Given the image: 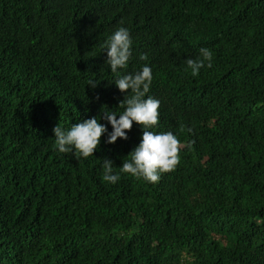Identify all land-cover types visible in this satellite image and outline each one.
<instances>
[{
    "label": "trees",
    "instance_id": "1",
    "mask_svg": "<svg viewBox=\"0 0 264 264\" xmlns=\"http://www.w3.org/2000/svg\"><path fill=\"white\" fill-rule=\"evenodd\" d=\"M120 26L117 71L152 69L150 130L181 143L157 183L120 173L140 124L106 142L103 111L119 119L127 94L104 49ZM200 48L212 67L193 76ZM93 116L94 154L61 153L54 127ZM0 264H264V0H0Z\"/></svg>",
    "mask_w": 264,
    "mask_h": 264
},
{
    "label": "clouds",
    "instance_id": "2",
    "mask_svg": "<svg viewBox=\"0 0 264 264\" xmlns=\"http://www.w3.org/2000/svg\"><path fill=\"white\" fill-rule=\"evenodd\" d=\"M104 49L107 51L106 63L117 75L114 80L115 84L121 92L127 93L119 103V107L124 108L119 113V119L116 118L115 111H103L102 118L112 126V131L108 133L106 142L114 143L118 137L128 139L126 130H131L133 121L140 124L143 129L142 139L128 154L130 159L123 161L120 173H127L136 178H143L150 183H157L162 173L175 170L179 164L181 143L171 131L156 133L150 130L159 122L158 109L160 107L159 100L152 96H146L153 79L152 69L145 65L140 71L134 73L121 75L117 71L127 68L132 57V38L126 27L116 28L105 41ZM139 59L147 60L148 56L141 54ZM211 61L212 52L208 48H200L199 55L195 58H187L185 63L191 69L192 75L196 76L199 70L205 67L206 62L207 67L211 68ZM98 83L94 80L88 81L93 89L97 87ZM99 119L97 116H93L73 124L67 130L59 124L55 126L53 132L58 150L61 153L75 151L84 158L92 156L100 145L102 135L107 132V126L100 123ZM113 165L114 162L111 159H104L102 179L106 182L116 183L120 179L119 173L113 174Z\"/></svg>",
    "mask_w": 264,
    "mask_h": 264
}]
</instances>
